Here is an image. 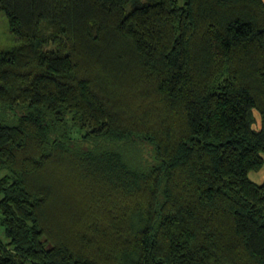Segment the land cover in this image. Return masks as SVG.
Segmentation results:
<instances>
[{
	"label": "trees",
	"instance_id": "16d2710c",
	"mask_svg": "<svg viewBox=\"0 0 264 264\" xmlns=\"http://www.w3.org/2000/svg\"><path fill=\"white\" fill-rule=\"evenodd\" d=\"M0 11V264H264V0Z\"/></svg>",
	"mask_w": 264,
	"mask_h": 264
},
{
	"label": "rangeland",
	"instance_id": "374dc122",
	"mask_svg": "<svg viewBox=\"0 0 264 264\" xmlns=\"http://www.w3.org/2000/svg\"><path fill=\"white\" fill-rule=\"evenodd\" d=\"M17 45L14 35L9 29V22L6 14L0 11V50H6ZM252 179L255 182L262 183L264 181V168L260 172L251 174ZM0 238L6 240L4 229L0 225Z\"/></svg>",
	"mask_w": 264,
	"mask_h": 264
}]
</instances>
